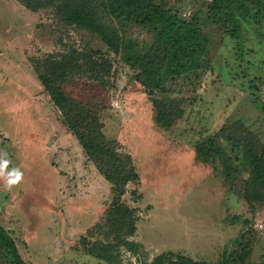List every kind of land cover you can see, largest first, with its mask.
<instances>
[{
    "label": "rangeland",
    "instance_id": "obj_1",
    "mask_svg": "<svg viewBox=\"0 0 264 264\" xmlns=\"http://www.w3.org/2000/svg\"><path fill=\"white\" fill-rule=\"evenodd\" d=\"M163 2L183 18L196 16L210 45L200 67L168 75L166 91L153 92L94 33L59 22L50 9L0 0V150L9 153L10 167L24 172L11 190L0 182V222L27 264H143L167 251L208 264H264V204L245 196L251 168L243 154L224 135L221 147L233 158L229 171L221 156L206 162L196 152L225 128L241 129L245 141L251 132L264 147V19L240 20L238 40L213 0ZM126 29L140 45L152 40L142 25ZM73 47L100 50L111 72L101 82L78 74L66 92L96 105L105 134L132 154L141 175L122 198L138 209L132 238L143 248L115 249L113 263L89 255L82 243L115 198L112 185L64 125L32 61ZM154 97L180 101L184 115L164 127ZM135 188L141 198L131 193ZM0 264L13 263L6 254Z\"/></svg>",
    "mask_w": 264,
    "mask_h": 264
},
{
    "label": "trees",
    "instance_id": "obj_2",
    "mask_svg": "<svg viewBox=\"0 0 264 264\" xmlns=\"http://www.w3.org/2000/svg\"><path fill=\"white\" fill-rule=\"evenodd\" d=\"M21 1L32 10L50 9L59 22L87 29L97 35L111 51L121 54L137 70L136 79L153 92H165L168 75L174 79L188 73L200 67L208 55L210 37L202 30L199 19L196 16L189 20L183 18L178 11L167 7L163 0ZM213 8L218 14L225 15L232 38L238 40L242 29L240 20H249L248 16L259 21L264 19V0H213ZM132 23L148 28L152 40L140 45L129 37L126 28ZM32 61L38 78L60 110L64 125L77 138L88 159L112 185L115 198L105 210L104 219L82 237L88 254L113 263L115 249L124 247L139 252L143 245L132 238L137 231L138 209L122 198L128 193L130 183H141L133 156L123 149L117 139L105 134L96 105L76 99L64 88L66 83L83 73L99 82L102 76L110 74V61L100 50L76 47L62 54L36 56ZM152 101L156 120L166 128L173 126L185 113L184 107L176 99L154 97ZM239 132V128L234 133L225 128L219 134L207 137L196 145L197 155L206 162L221 156L229 171L233 158L221 147L219 137L224 135L229 144L240 150L251 168L245 196L264 204V147L256 144L257 138L251 132L246 141ZM131 193L137 198L142 197L137 188ZM99 234L101 238L97 237ZM6 254L13 264H27L15 238L0 222V257H6ZM143 264L208 263L167 251ZM232 264L239 263L234 259Z\"/></svg>",
    "mask_w": 264,
    "mask_h": 264
},
{
    "label": "clouds",
    "instance_id": "obj_3",
    "mask_svg": "<svg viewBox=\"0 0 264 264\" xmlns=\"http://www.w3.org/2000/svg\"><path fill=\"white\" fill-rule=\"evenodd\" d=\"M12 163L9 153L0 150V182L3 183L5 190H11L19 186L24 179V172L20 167H10Z\"/></svg>",
    "mask_w": 264,
    "mask_h": 264
}]
</instances>
